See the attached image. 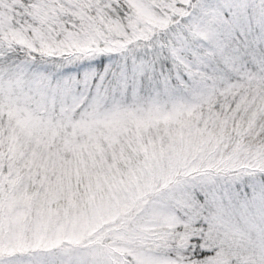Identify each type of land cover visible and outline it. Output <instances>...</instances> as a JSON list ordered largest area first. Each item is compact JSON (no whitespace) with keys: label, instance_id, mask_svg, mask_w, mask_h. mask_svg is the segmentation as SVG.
<instances>
[{"label":"snow or ice","instance_id":"snow-or-ice-1","mask_svg":"<svg viewBox=\"0 0 264 264\" xmlns=\"http://www.w3.org/2000/svg\"><path fill=\"white\" fill-rule=\"evenodd\" d=\"M0 264H264V0H0Z\"/></svg>","mask_w":264,"mask_h":264}]
</instances>
